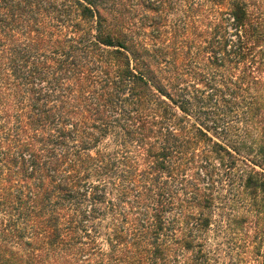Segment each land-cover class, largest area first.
Masks as SVG:
<instances>
[{
  "label": "trees",
  "instance_id": "trees-1",
  "mask_svg": "<svg viewBox=\"0 0 264 264\" xmlns=\"http://www.w3.org/2000/svg\"><path fill=\"white\" fill-rule=\"evenodd\" d=\"M263 168L264 0H0V264H264Z\"/></svg>",
  "mask_w": 264,
  "mask_h": 264
},
{
  "label": "rangeland",
  "instance_id": "rangeland-1",
  "mask_svg": "<svg viewBox=\"0 0 264 264\" xmlns=\"http://www.w3.org/2000/svg\"><path fill=\"white\" fill-rule=\"evenodd\" d=\"M235 192L236 185L224 186L217 202L215 221L208 234L210 246L216 249L217 256L225 264L243 262L254 236L255 220L245 204L237 200ZM258 227L260 231L255 244L264 252V220ZM249 261L250 264H258V260Z\"/></svg>",
  "mask_w": 264,
  "mask_h": 264
}]
</instances>
